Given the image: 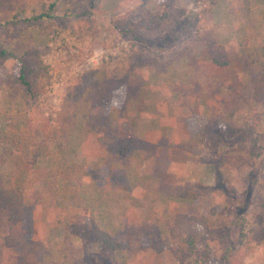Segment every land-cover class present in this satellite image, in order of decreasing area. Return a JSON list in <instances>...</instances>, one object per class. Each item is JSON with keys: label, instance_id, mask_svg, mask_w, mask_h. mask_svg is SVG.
I'll return each mask as SVG.
<instances>
[{"label": "rangeland", "instance_id": "1", "mask_svg": "<svg viewBox=\"0 0 264 264\" xmlns=\"http://www.w3.org/2000/svg\"><path fill=\"white\" fill-rule=\"evenodd\" d=\"M144 1L151 11L150 20L156 17L155 11L162 12L154 0H0V45L10 53L6 58L0 57V132L10 129L17 134L15 143L10 142L3 149L7 154L0 167V183L11 179L18 156L26 161L35 158L40 168L58 169L59 172L71 162L83 165L82 158L86 159L83 167L92 170L96 163L92 155L100 153V149H78L79 157L73 156L74 134L77 138L94 133L105 137L110 132L122 137L121 132H144L121 114L125 110L123 104L129 85L134 107L142 104L144 108L148 104H143L146 99L149 102L153 98L151 95H155L156 99H163L162 104H158L159 110L169 107L173 116L171 120L176 124L173 123L170 130L164 128L163 140L155 145L149 142L151 147L148 149L128 150L125 147V152L121 148L118 153H109V148L104 146L100 158L102 166L93 175H107L112 164H128L129 175H135L139 180L160 179L159 185H151L147 195L159 193L161 197L168 193L169 184L176 179L178 162L160 161L157 145H174L169 149L170 155L176 157L179 154L175 152L180 151L185 163L192 150L189 158L193 163V176L200 178L199 182L193 181L194 188L200 191L202 198L192 199V208L186 205L187 213L182 222L173 221L174 225L168 227L164 225L165 220L159 221L156 228L147 227L142 236L136 230L128 232L130 228L125 226L121 217V203L114 204L112 216L89 210L85 217L84 213L85 219L92 216L111 234V238L125 244L112 253L103 242L94 240L90 248L96 262L180 264L172 251L175 248L183 264H264V0H218L212 15L205 13V9L210 8V0H177L178 8L192 15L189 20L192 28L198 25L202 31L208 20L212 23L210 26L217 28L218 43L229 63L216 65L206 45L189 37L184 45L159 57V61L164 62L169 56L173 58L161 75L152 66L159 48L141 43L146 48L142 55L136 54L137 41L129 29L139 22L138 14ZM54 2L55 6L50 7ZM22 67L26 78L33 82L28 90L18 80ZM170 67L173 68L169 71ZM165 79L180 90L191 83L208 85L204 87L207 90L173 93L171 98H167L169 93L159 91L149 95L146 92L144 87L163 83ZM141 86L143 91L139 92ZM179 94L190 99L192 110L215 114L221 118L222 124L240 125L251 113V121L257 124L252 137L259 139L255 154L250 153V144L236 140L223 143L215 150L210 145L209 137L214 131L211 128L193 136L189 127L202 130L205 120L191 114L184 122L187 115L180 114V103L176 100ZM174 106L178 107V114ZM70 112L73 124L67 126ZM179 129H183L181 136ZM157 130L162 134L161 128ZM57 134L60 135L59 142ZM67 135L73 141H69L66 147L67 139L61 137ZM203 135L208 137V142ZM59 143H63L62 147L66 149L60 150ZM112 154L118 155L117 160ZM39 167L28 170L26 192L35 209L32 220L20 225L24 234L16 246L6 245L3 234L8 224L4 225L0 215L3 227L0 264H45V261L64 264V253L57 248L59 244H79L82 251V243L76 236L71 234V237L63 238L58 231H64L63 227L70 231L75 220L63 217L75 207L87 203H81L78 189L84 195L90 193L92 196L98 186L92 189L90 182H85L90 171L84 173L81 186L75 180L74 184L69 182L65 192L75 200L71 205L58 196L64 190L63 180L54 194L48 192ZM119 175V170L113 171L114 178ZM180 180L190 182L184 174ZM108 186L104 185V190ZM37 191L43 194L39 202H35L34 193ZM113 192H109V197L101 198L102 205L116 203ZM121 197L119 193L117 198ZM153 200L154 205H160L159 199L153 198L151 202ZM133 201L141 200L133 197ZM164 204L177 206L174 199L163 201ZM85 206L91 208L88 203ZM80 213L76 215L79 217ZM229 226L236 227L238 241L227 247L230 260L226 261L218 232ZM26 228L30 229L29 235ZM126 233L132 235L128 241ZM188 236H194L195 240L187 239ZM137 240L143 244L137 245ZM142 247L149 251L136 250ZM83 257L82 253L81 264Z\"/></svg>", "mask_w": 264, "mask_h": 264}, {"label": "trees", "instance_id": "2", "mask_svg": "<svg viewBox=\"0 0 264 264\" xmlns=\"http://www.w3.org/2000/svg\"><path fill=\"white\" fill-rule=\"evenodd\" d=\"M157 4L160 11H155L153 20H150V9L146 6V1L141 5V11H139L138 18L140 19L138 23L133 24L129 27L132 37L135 42V52L138 55H142L144 52L143 45L144 44H152L156 46V49L159 48L158 55H155L153 68L156 69L157 74L161 75L165 70V66L168 64V61H172V56L166 58V62L159 61V57L162 56L165 52L173 49L174 47H181L184 45L185 41L189 37H194L199 43H204L207 47L208 54L211 56L213 62L216 65L224 66L229 63L228 60L225 59V53L222 51V46L218 43V34L217 28L215 26H210L211 21H205V29L200 31V27L197 25L194 28L189 25L191 14H187L184 9L178 8L177 0H154ZM210 8L205 9V13L210 12V15L214 13V7L217 6L218 0H210ZM55 3H52L50 7L55 6ZM163 7V8H162ZM44 14V13H43ZM48 16V14H47ZM203 26V24H202ZM203 28V27H201ZM127 29V28H126ZM128 30V29H127ZM163 33V34H161ZM208 34V35H207ZM206 41V43H205ZM139 46V49L137 47ZM10 55L8 50L0 45V57L6 58ZM160 62V64H159ZM159 64V65H158ZM26 71L21 69L18 80L27 86V90L29 86L32 85V80L30 78H26ZM186 93V92H184ZM69 106H74L69 104ZM71 112L67 115V126L72 125L73 121H70ZM192 116L203 118L204 121V129L200 130L196 128V126H190L189 131L193 136H197L198 133H203L209 128L214 129L212 134H210V145L218 150L219 146L223 143L231 142L232 140L243 141L245 143L250 144V153L255 154V144L258 142V137H252V134L257 130V124L253 123L252 114H247V117L244 119V122L240 125H232V124H222L221 118L216 116L215 114L202 115L193 113ZM193 118V119H194ZM66 124V122H65ZM66 128L65 126L63 129ZM201 133V134H202ZM108 135V136H107ZM105 137L101 136V143L105 144V146L110 147V149L116 153L120 152L121 148L125 152V147L128 150L136 149V148H146L148 149L150 146L149 141L141 139L136 135H129L128 137H118L113 133H108ZM60 135H56V140H59ZM14 137L16 139L17 134L12 132L10 129L6 131L0 132V167L4 165L6 159V152L3 149L7 148V144L15 143ZM202 137L208 138L206 135ZM66 140V147L69 144V141H73L72 138L67 136L61 137ZM105 139V141H103ZM209 140H207L208 142ZM59 142V141H58ZM63 143L58 144V148L60 150L66 149L63 148ZM184 147V145H183ZM62 150V151H63ZM124 157V156H123ZM37 159L25 160L22 157H17L15 159V169L12 172V177L10 180L5 181L4 183H0V215L3 216L4 225L8 224V228H5V232L3 237L6 241L7 246H16L17 240L21 238L24 234V230L20 229V225H25L28 220H32L35 206L34 204L29 203L28 195L26 192V179L28 177L29 168L39 167L37 164ZM40 168V167H39ZM64 169L60 172L53 169L40 168V175L45 184L46 190L48 192L54 194L56 189L58 188V184H60V180H63L61 184L64 190H61L58 196L65 198V200L73 205L75 204L74 198L69 196V193L65 192V189L68 187L69 182L73 183L74 180L78 185H82L84 182V167L75 162H71L69 165L63 167ZM57 181V182H56ZM74 184V183H73ZM193 186V185H192ZM190 183H186L182 196L184 198L197 200L200 197V191H197V188L192 187ZM35 202H39L43 198V194L39 191L35 192ZM78 208V207H77ZM77 214V212H76ZM184 214H177L170 219H167L166 225L168 227L174 225L173 221L180 220L184 218ZM85 219L84 216H76L73 219L74 223L70 226V232L82 243V253L84 255L82 264H98L96 262L95 257L92 255L91 245L94 243V240H99L103 242L112 253H115L118 249L124 246V242L122 240H117L115 238H111V234L105 230H103L92 218ZM90 219V220H89ZM77 220V221H76ZM86 220H89L87 222ZM1 229L3 230L2 224L0 223V237H1ZM27 234L29 235L30 229H25ZM236 227L229 226L224 231L218 232V237L221 239L222 243V256L226 261L230 260V253L228 252V246L237 243V235ZM195 240L194 236H188L187 239ZM121 242V243H120ZM194 250H190L192 253ZM174 255L179 259L180 264H183V260L181 259L180 253L175 248H172ZM2 253V249L0 248V256ZM208 253V252H207ZM229 258V259H228ZM233 258V257H232Z\"/></svg>", "mask_w": 264, "mask_h": 264}, {"label": "crops", "instance_id": "3", "mask_svg": "<svg viewBox=\"0 0 264 264\" xmlns=\"http://www.w3.org/2000/svg\"><path fill=\"white\" fill-rule=\"evenodd\" d=\"M171 68L173 67L168 68L169 71ZM204 76L205 74H203L202 78ZM205 85H208V84L202 83V84L197 85V83H191L189 84L188 87H185L184 89L182 88L180 90L178 86H176L174 83L172 84L171 82L165 79L163 80V83H160L157 85H149L144 88L146 89V92H148V94L158 93L160 91L162 93H169L167 94V98H171L173 93L175 94L181 93V92L189 93L190 91L194 93L196 91L207 90L204 88ZM126 88H127V94L124 99L125 104H123V107L125 108V110L121 111V114L123 118H126L128 121L132 120L133 124L135 123V125L139 126V128L144 129L145 131L141 133L121 132V136L128 137L130 134H132L138 137L141 136L142 138L149 141L153 145H155L156 143H159L164 138L163 133L165 132L163 129L165 128L167 130H170L172 127V124L174 123V120H171V117H173L172 110L169 107L166 108L164 111L159 110L158 104H162L163 99L162 100L156 99L155 95H151L153 98L149 99V102H147V99H146V102H144L143 104L144 105H146V103L148 104L144 106V108L142 107V104L141 105L138 104L137 106L134 107L132 104V99L130 98V94H129L130 86L127 85ZM142 89H143L142 86L140 88L138 87L139 92L143 91ZM176 97L177 96H175V98ZM138 98L140 99V97ZM183 98L185 97L179 94V97L176 100L180 103L179 105V108L181 110L180 114L187 115V117L184 116L185 117L184 122H185L188 119V117L191 114H193V112H196V111H194L195 109L192 110L189 107L190 99H187V98L183 99ZM185 106H188V107L186 108ZM141 108H143L142 111L140 110ZM174 108H175V113L178 114V107L174 106ZM136 110H137V113H136ZM183 110H187V112H183ZM196 113H199L202 115L205 114L202 111L200 112L199 110ZM158 127L162 129L161 130L162 134H159L157 130ZM179 130H181L179 132L181 136L183 129H179ZM74 136H75L74 137L75 148L73 151V156L79 157V153L77 151L78 149L83 150V148H85L87 150H90L89 148L91 147H98V149H100V153H95L94 155H92L95 159L94 161L96 162L94 167H92V170L94 171L88 170L86 167H84L85 168L84 173H89L88 171H90V173L86 175V177L84 176L85 182L89 181L92 189L98 186L97 188L98 190L95 191L93 195L91 196L90 193L88 195H84L83 192L82 191L80 192V190L78 189L77 194H79L78 196L80 198L81 203L87 202L88 205L91 206V208L88 206H85L87 204L86 203L85 205H82L81 207H78V208L75 207L74 210L69 215L63 218H67L69 216L71 219H73L74 217L78 216L76 215V212H81L79 216H84L83 214L85 213L86 214L85 217H86L90 213L89 210L94 211L95 213L100 214V215L112 216L114 204L121 203L120 212L121 213L123 212L121 217L125 223V226L127 228H130L128 232L130 231L132 232L136 230L139 234L141 232L142 233L141 236H142L143 232H145V229L147 227L156 228V224L159 223V221H162V220L167 221V219H170L171 217L177 214H186L187 213L186 205H188L189 208H192L194 206V201L192 199L184 198L181 195L186 185V182L190 183L191 186L193 185L192 187H194V182H197V181L199 182L200 180V178L193 176V173L195 172H194V168L192 167L193 163L191 162V158H189L190 156H192V150H191V154L187 153V154H190V156L189 155L186 156V163H185V161L182 159V156L180 155L181 154L180 151L175 152L176 154H179L176 157H174L173 155H170L171 152L169 149H173L174 145H172V147H167L165 144H161V143L160 145L159 144L157 145L156 153L158 154L160 161L162 159L165 161H176L177 160L176 161L178 162L177 173H175L176 179L173 180L171 184H169L167 188L168 193L164 194L161 197L159 193H152V196H148V195H151V193L147 195V190L151 188V185H159L160 179L145 180V181L139 180L135 175H129L131 169H130V165L128 164L126 165L118 164L117 166L112 164L109 169L110 171L107 172V175L105 176L104 175H101V176L93 175L94 172L102 166V162L100 161V158L103 156V153L101 151L104 149L105 144L101 143L100 141L101 135L98 133H94L93 135H89L88 137H82V138H77L76 134H74ZM179 140L180 138H178V141ZM150 147H151V144H150ZM108 148H109V153H111L112 150L110 149V147ZM161 156H163L164 158H161ZM117 157L118 155L116 157L115 155H113V159L115 158V160H117ZM81 160L84 165V163L86 162V159L81 158ZM113 169L119 170L120 175L114 178ZM183 174L186 180L190 179V182L188 181L184 182V180H180V177L183 176ZM104 185H109L106 188V190H104ZM110 191H114L112 196L116 197V203L111 202V203H108L107 205H102L100 202L101 198L109 197ZM119 193L122 194L121 198H117ZM133 197L139 198L141 201H133ZM153 198L159 199V202H160L159 206H156V204L154 205L155 200L151 202ZM200 198L202 197L200 196ZM172 199L176 201L177 206H173V205L169 206L167 204L163 205V201H169ZM65 213H67V211H65ZM104 218L107 219V216H105ZM113 218L117 219L118 217L113 216ZM165 224L166 223H164V225ZM63 229L64 231H58V235L63 238L71 237V232L69 231V229L66 227H63ZM102 229L105 230L104 228ZM126 235H127L126 241L130 240L131 239L130 237L132 235L128 233H126ZM137 242H139L137 243V245L139 246H141L140 244H143L141 243L140 240H137ZM57 248L60 252L64 253V260H65L64 264H81V259H80L82 257L81 245L79 244H74V245L59 244ZM143 248L145 247H142L140 249L138 248L136 250L149 251L148 248H146V250ZM72 251L75 252L74 255L72 254ZM50 263L51 262L45 261V264H50Z\"/></svg>", "mask_w": 264, "mask_h": 264}, {"label": "built area", "instance_id": "4", "mask_svg": "<svg viewBox=\"0 0 264 264\" xmlns=\"http://www.w3.org/2000/svg\"><path fill=\"white\" fill-rule=\"evenodd\" d=\"M87 67H89V66H87Z\"/></svg>", "mask_w": 264, "mask_h": 264}]
</instances>
